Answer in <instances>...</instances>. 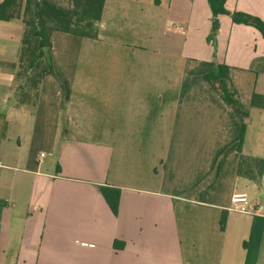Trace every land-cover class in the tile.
<instances>
[{"label":"crops","instance_id":"0c3cea01","mask_svg":"<svg viewBox=\"0 0 264 264\" xmlns=\"http://www.w3.org/2000/svg\"><path fill=\"white\" fill-rule=\"evenodd\" d=\"M207 4L105 0L97 39L52 33L37 95L17 91L22 24L0 22V264H264V175L236 174L240 140L264 160L250 106L264 35L221 14L213 51ZM224 7L264 24V0ZM212 60L247 113L242 136L204 79ZM102 185L119 190L116 216ZM234 193L255 212L229 210Z\"/></svg>","mask_w":264,"mask_h":264},{"label":"trees","instance_id":"16d2710c","mask_svg":"<svg viewBox=\"0 0 264 264\" xmlns=\"http://www.w3.org/2000/svg\"><path fill=\"white\" fill-rule=\"evenodd\" d=\"M63 1V2H62ZM105 0H36V17L33 12V0H2L0 3V22L19 21L23 26L18 54L19 67L17 78H24L25 84L17 88L36 92L44 75H53L50 59L51 35L61 32L81 38L97 39L99 24ZM211 13L210 35L207 43L215 51V40L218 32V16L228 15L234 23L250 25L264 35V24L257 17L242 15L225 10L226 0H207ZM214 56V55H213ZM210 71L205 81L217 92L220 99L230 108L232 116L240 130H245L242 119L247 113L237 106L238 92L229 79V69L225 65L210 62ZM22 100L19 99V102ZM250 106L264 110V96L254 94ZM238 177L259 184L264 175V160L241 153V140L238 147ZM97 191L105 199L113 215L118 213L119 190L102 185ZM116 248L121 249L122 243Z\"/></svg>","mask_w":264,"mask_h":264},{"label":"built area","instance_id":"2783aa9c","mask_svg":"<svg viewBox=\"0 0 264 264\" xmlns=\"http://www.w3.org/2000/svg\"><path fill=\"white\" fill-rule=\"evenodd\" d=\"M40 156L43 157L44 154ZM230 201L231 205L229 206V210L242 214H252L255 212V205L249 202L246 194L234 193Z\"/></svg>","mask_w":264,"mask_h":264},{"label":"water","instance_id":"95a60500","mask_svg":"<svg viewBox=\"0 0 264 264\" xmlns=\"http://www.w3.org/2000/svg\"><path fill=\"white\" fill-rule=\"evenodd\" d=\"M33 12L34 16L36 17V0H33Z\"/></svg>","mask_w":264,"mask_h":264},{"label":"rangeland","instance_id":"374dc122","mask_svg":"<svg viewBox=\"0 0 264 264\" xmlns=\"http://www.w3.org/2000/svg\"><path fill=\"white\" fill-rule=\"evenodd\" d=\"M63 2V1H62ZM13 22V21H12ZM17 23V22H16Z\"/></svg>","mask_w":264,"mask_h":264}]
</instances>
